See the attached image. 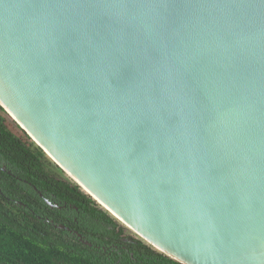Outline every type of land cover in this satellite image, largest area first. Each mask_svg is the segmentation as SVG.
Masks as SVG:
<instances>
[{
    "label": "water",
    "instance_id": "water-1",
    "mask_svg": "<svg viewBox=\"0 0 264 264\" xmlns=\"http://www.w3.org/2000/svg\"><path fill=\"white\" fill-rule=\"evenodd\" d=\"M0 105L157 250L264 264V0H0Z\"/></svg>",
    "mask_w": 264,
    "mask_h": 264
},
{
    "label": "trees",
    "instance_id": "trees-1",
    "mask_svg": "<svg viewBox=\"0 0 264 264\" xmlns=\"http://www.w3.org/2000/svg\"><path fill=\"white\" fill-rule=\"evenodd\" d=\"M46 199L65 213L57 217ZM0 264L183 263L127 234L77 182L54 174L46 152L0 105Z\"/></svg>",
    "mask_w": 264,
    "mask_h": 264
},
{
    "label": "rangeland",
    "instance_id": "rangeland-1",
    "mask_svg": "<svg viewBox=\"0 0 264 264\" xmlns=\"http://www.w3.org/2000/svg\"><path fill=\"white\" fill-rule=\"evenodd\" d=\"M9 114V113H8ZM10 115V114H9ZM10 117L12 118V116L10 115ZM13 119V118H12ZM14 120V119H13ZM16 122V121H15ZM17 123V122H16ZM11 128H15L14 126L11 125ZM49 161H50V166L52 168V172L56 175H59V176H63V177H67L73 181H75L64 169H62L60 167V165L55 162V160L53 158H51L47 153H46ZM76 182V181H75ZM83 188V187H82ZM84 189V188H83ZM85 190V189H84ZM86 191V190H85ZM97 201V200H96ZM98 202V201H97ZM99 203V202H98ZM104 209H106L112 216H114L121 225H123L126 229V233L133 236V237H137V238H140V239H143L141 238V236H139L132 228H130L126 223H124L122 220H120L118 217H116L112 212H110L106 207H104L101 203H99ZM144 240V239H143ZM145 241V240H144ZM151 245V244H150ZM152 246V245H151ZM156 249V248H155Z\"/></svg>",
    "mask_w": 264,
    "mask_h": 264
},
{
    "label": "flooded vegetation",
    "instance_id": "flooded-vegetation-1",
    "mask_svg": "<svg viewBox=\"0 0 264 264\" xmlns=\"http://www.w3.org/2000/svg\"><path fill=\"white\" fill-rule=\"evenodd\" d=\"M41 196H42V194H40ZM47 200V199H46ZM50 205H51V207H55V204L57 205V203H54V204H52V203H49ZM56 207H58V209H59V212H57V214H58V216L57 217H59V216H61V215H63L65 212L62 210L63 209V207H65V206H61V205H57ZM47 221L48 220H50V223L51 224H53L54 226H57V224L55 223V219L54 218H51V219H46ZM75 233L77 234V231L75 230Z\"/></svg>",
    "mask_w": 264,
    "mask_h": 264
}]
</instances>
